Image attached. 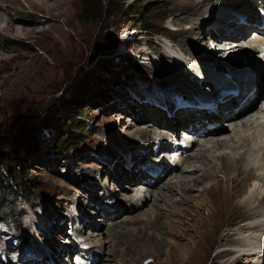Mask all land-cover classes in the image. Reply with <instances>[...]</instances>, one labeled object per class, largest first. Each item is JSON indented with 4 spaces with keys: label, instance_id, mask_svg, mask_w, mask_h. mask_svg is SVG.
<instances>
[{
    "label": "rangeland",
    "instance_id": "1",
    "mask_svg": "<svg viewBox=\"0 0 264 264\" xmlns=\"http://www.w3.org/2000/svg\"><path fill=\"white\" fill-rule=\"evenodd\" d=\"M197 2L198 0H102V8H91L85 4V0H61V3H57V0H34L39 8L47 6L41 11L28 0H7V6H12L16 15L14 6L25 9L31 15L35 13L33 20L35 22L39 19L38 26H30L39 28L44 33L32 37H13L2 32L5 23L0 25V44L4 47L0 51V58L4 59L0 64V84H7L0 87V127L10 124L14 126L16 121V128L22 126L31 137L21 139L12 149L6 147L0 151V172L5 173V182L11 184L10 190H6L7 198L0 207V241L6 237L3 234H13L8 240L0 242V264H22L24 256L22 254L21 257L17 252L22 251L24 242L28 244L27 238H31L32 232H35L34 225L38 222L45 242L35 245L44 253H41V264H55L51 258L52 252L57 250L55 246L62 247L64 252L61 254L60 264H66L68 250H74L79 240L86 244V232L91 223L96 225L91 233L101 235L96 241H92L91 250L93 255H97L93 258L99 257L97 262L101 258L100 264H225L235 259L233 255L217 257L224 247L230 246L221 243L219 238L233 232L237 237L249 224L247 216L254 206L251 200L253 196L249 199L251 206H241L242 197L249 192L248 186L243 182H229L230 176L233 178L236 173L229 175L223 171L219 174L214 172V182L208 180L209 183L207 181L203 186L200 184V188L194 190L195 194H186L187 198L178 203L177 208L164 214V228H160L161 231L157 230L155 218L150 217L154 221L149 226L148 222L144 223V218L147 220L145 214H135L136 210L145 206H135L133 202L130 205L131 200L126 197L131 192L129 189L123 191L124 185L117 178V175L138 171L137 163L141 161L139 154H151L155 149L156 144L151 145L136 132L137 127L152 122L150 113L157 114L153 107L140 104L139 98L148 97L147 94L175 96L174 91L177 89L163 83L167 81L171 84L170 78L174 75L169 73L162 78L160 76L167 74L169 68L181 72V75L186 74L185 68L178 69V66L186 65L182 61L185 59L181 60L179 55L194 60L195 56H202L203 53L202 57H208L207 60L210 61L209 68L212 67L219 78L220 70H227L232 76L239 72L237 67L241 66L238 63L243 61L245 55L241 54L237 58L238 63L235 58L228 61V53L223 50L228 38L222 39L221 46L217 44L219 41L212 44L209 33L200 38L204 32L201 26L211 22L206 19L207 10L214 4L210 1L204 6L203 10L207 13L202 15L206 19L203 22L202 16L199 19L193 11L187 12L195 8ZM233 2L244 3L241 0ZM129 3L134 4L131 9ZM222 5L219 10L234 7L230 3ZM50 15L53 20H49ZM140 17L146 18L149 24L145 25ZM237 17L238 14L234 16L235 20ZM192 27L201 29L202 32H190L186 35L189 41L186 43L181 31H189ZM214 33L219 32L215 30ZM196 37L198 38L195 39ZM193 43L199 46L194 45L189 49ZM241 47L246 49L245 46ZM184 49L188 50L182 51ZM217 52L220 54L216 55ZM223 53H227V56H223ZM186 68L195 73L192 67ZM20 75H29V82L22 89L23 97L17 98L16 94L13 95L11 84L16 81L13 76L18 78ZM101 90L105 94L100 93ZM244 90L245 93L248 92V89ZM261 92H264V84ZM170 96L165 98L170 100ZM256 106L255 102L253 110ZM145 110L151 111L150 115H145ZM219 111L223 112L220 108ZM71 117L78 119V122L71 121ZM159 117L163 119L164 125H160L158 129L165 127L167 123H174L161 115ZM134 120H138V125ZM158 129L156 130L159 131ZM67 133L74 134L75 138L71 140L83 137L80 150L64 156L49 151ZM30 140L35 141L34 148H30ZM204 141L202 138V142ZM169 146L170 144L167 148ZM129 162L134 166L132 169ZM212 185L217 186L222 193L210 190ZM19 187L31 190L35 195L31 191L27 194L37 199L32 202L16 199L13 190L24 192ZM131 187L128 184V188ZM97 190V196L93 195ZM225 194L230 198L228 201L225 196L223 198ZM107 196L109 198L105 199ZM119 202L129 205L118 208ZM15 203L18 209L16 212ZM225 203L227 207H224ZM238 203H241L239 209L236 208ZM30 207L33 209L31 213L28 211ZM74 208L78 213L82 211L79 215L82 222L79 223L77 217L72 226L69 222L74 219L71 218L70 211L74 212ZM262 208L261 211L264 212V206ZM41 214L43 217L40 222ZM133 216L135 221L130 220ZM64 217V222L61 223L59 219ZM72 217L75 215L72 214ZM50 221L52 225L49 226L46 223ZM117 222H120L119 225ZM116 223L117 226L114 225ZM140 224L143 226L140 227ZM55 225L60 227L54 229L61 234L55 231L56 238H53L48 231ZM65 226L71 229L78 226L77 233L84 238L79 237L77 241L76 232L72 230L68 233ZM39 228L37 227L38 231ZM113 229L125 232V235L112 238ZM69 237L74 239L73 242L66 241ZM56 239L60 241L56 242ZM111 243L115 244L113 249L112 245L108 250L103 249L104 245ZM17 246H21V249H11ZM9 248L12 251L8 255ZM256 262L253 258L248 261L243 258L235 264Z\"/></svg>",
    "mask_w": 264,
    "mask_h": 264
},
{
    "label": "bare ground",
    "instance_id": "2",
    "mask_svg": "<svg viewBox=\"0 0 264 264\" xmlns=\"http://www.w3.org/2000/svg\"><path fill=\"white\" fill-rule=\"evenodd\" d=\"M28 1H30L32 5L37 8V10L43 11L47 7V6H44V7L39 8L35 5L34 0H28ZM210 1L213 2L214 0L213 1L212 0H198V2L195 5L196 7L187 10V12L193 11L194 14L198 18L202 15L204 16L208 10L207 11L205 9L203 10V8ZM231 1H235V0H231ZM241 1H244V3H242L241 6H236V7L229 6L226 9L218 10L217 14H214V17L212 18L210 23H207L204 27L201 26V29L204 32H202L201 29H196L194 27H192L189 31L187 30L188 32L186 30L181 31V34L183 35L186 43L189 42L187 40L186 35H189L190 32H195L199 34L200 33L199 31L202 32V36L200 38H203L204 34L208 35L209 33V35L212 36L211 39L213 40V43H212L213 45H214V42L219 41L217 44L221 46L222 45L221 41L224 37L228 38V40H232L236 42L233 46H230V47L224 46L223 50L227 51V53L233 50L231 59L235 58L236 63H238L237 58L240 57L241 54L245 55L243 61L241 63H238L241 66V67H237L239 68V72L237 74L235 73L236 74L235 76H232L239 84L240 93L237 96H233L229 101L225 103H220L219 108L220 110L222 109L223 112L219 111L218 113H207L204 110L198 112L194 110L193 108H183L180 111H176L173 114V116H169L163 110L162 111L159 110L160 108L158 107L154 109L156 110L157 114L154 112L150 113L152 117L151 118L152 122L150 124L137 127L136 132L138 134H141L143 137H145L147 139V142H149L151 145H155L159 143V149L157 150L158 153L155 158L159 159V162L162 164L161 172L157 174L156 176H150L149 177L150 180L141 179L142 181L140 180L139 183H138L139 179L143 178L142 174L145 172L142 169V167H139L138 171H133L131 173L127 172V174H123V175H117L118 176L117 178L120 181V183L124 185L123 191H126L127 189H129V192H131L128 195V197H126L127 199L131 200L129 202L131 203L130 205L134 204L135 206H139V207L145 206L139 210H136L137 212H135V214L136 213L145 214V216L147 217L146 218L147 220H145L144 218V223L147 224L146 222H148L147 225L149 226L151 224L153 225L152 222L154 220L152 221V218H155V222L157 223V226H158L157 230H158L160 228L161 229L164 228L163 226V221H164L163 216H165L164 214H167L169 211H172L174 208H177V204L180 202H183L184 198H187L186 194H191V195L193 193L195 194L196 191L194 190L199 189L200 184L203 186L207 183L208 180L213 181L214 180L213 177L215 176L212 174L214 172L219 174L220 172L223 171L225 172V174H229V175L230 174L233 175L234 173H236L235 177L233 176V178H231L230 176L229 182L233 184L235 183L240 184V182H243L244 184L248 186V192H249L247 193V196L242 197L241 200L243 201V204L241 206H244V207L246 205L248 206L251 203V201H249L251 196H253L251 200H253L254 206L249 211L248 216H247L249 219L248 220L249 224L246 227L244 226L245 228H243L242 230L240 229L241 232L238 234L237 237L235 233L233 232L230 235L224 234L219 238L221 243L222 242H224L225 244L227 243L228 245H230V247L228 246L224 247V249H222L221 252L218 253L217 257H221L223 255L225 256L233 255L232 257H235V259L232 260L233 262L228 261L225 264L239 263L243 258H246L247 261L253 258L254 260L257 261L256 264H264V259L260 260L259 256H258V259L255 258L254 252H250V253L247 252L248 254H245L244 252L239 253L240 252L239 245L246 244L248 240H250V238H255L257 235V233L255 232L259 230H264V212L261 211L263 210V208L261 209V207L264 206V118H263V113L259 112L260 110L258 107H256L253 110V106L256 100V95L257 94L264 95V92L263 93L261 92V90L263 89V84H264V28L255 27L251 23L255 21L256 17L258 16L257 8H256V0H241ZM6 3H7V0H0V15L5 16V17H0V25L3 23L6 24L5 28H2V32L6 33L7 35H13V37H32V36H37V34L39 35L40 33H44L39 28L31 27L33 25L38 26L37 24L39 23L38 18L35 20V22L33 20L35 13L31 15L27 13L25 9L14 6L17 11V15H16L12 6H7ZM57 3H61V0H57ZM241 10L248 12L247 18L251 22L245 21L243 23L241 22L236 25L235 22L231 18L234 17L235 11H241ZM48 18L49 20H53V17L51 15ZM198 18H197V21H198ZM182 20H184V18ZM202 20L203 22H205L206 19L203 17ZM27 22H33V24H30ZM188 22H190V20ZM211 23H215L216 28H211L209 32H207V29L210 28V27L207 28V26L208 24H211ZM215 30L218 31L219 33H214ZM245 37L247 38V40H250V42L249 41L247 42V40L243 42L242 40ZM197 38L198 37H196L195 39ZM0 39L2 40L1 36H0ZM240 41L242 43H239ZM194 45L196 44L193 43L189 49H191ZM196 46H199V45H196ZM241 46H245L246 49H243ZM3 48L4 47L0 44V51ZM220 48L222 47H219V49ZM185 50H188V49H184L182 51H185ZM227 53H223V56L225 55L227 56ZM205 54L206 53H204V55ZM217 54L219 55L220 53L217 52L216 55ZM194 55H189V56L193 57ZM229 55L230 53H228V56L226 57L228 61L231 60L229 59ZM202 56H203V53H202ZM257 59L259 61H257ZM3 62H4V59L0 58V64ZM208 63H210V61H208ZM43 65L45 66L44 63ZM187 66L188 65L178 66L179 70H182L184 68L187 70L186 74L184 75L183 74L181 75V72H175L174 69L169 68V72L167 74H163L162 76H160V78L170 73L174 75V77L170 78L172 83L170 84L167 81L166 82L162 81V82L169 84L167 85L168 87H171V88L175 87L177 90L182 91L181 92V91L175 90L174 91L175 93L179 92L185 95L196 94L197 96H202V92L200 90L199 85H205L208 83V81L205 82L204 80H199L198 77L195 76V73L189 70L190 68L189 69L186 68ZM209 67L210 65L208 64V67H207L208 76L221 80L218 77V75L212 70V67L211 68ZM29 72L30 74H32L30 70ZM177 76L179 78H177ZM13 78L16 79V81H12L13 84H11V90L13 89L12 90L13 95L16 94L17 98H22L24 95V92H22V89L24 90L27 87V82H29L27 81L29 79V75H26V76L20 75L18 76V78H16V76H13ZM180 79H181V83H180ZM7 82H9V80ZM226 82L231 83V81H226ZM3 86L5 87L7 86V84L6 83L5 85L0 84V87H3ZM244 89H248V92L245 93ZM251 91H252V94H251ZM148 95L149 94H147V96ZM165 96H170V95H163L162 98H165ZM169 98L173 99V96H170ZM166 101H169V100L166 99ZM140 104H144V105L146 104L144 107H147V105L151 106L149 103H140ZM229 108L231 109L229 110ZM145 111H146V113H144L145 115H150L149 112L151 111H148V110H145ZM224 111H227V112H224ZM159 115H161L162 118L165 117L167 119H170V121H174L173 125L172 123H167L165 124V127H163L164 129L162 127L161 129H158L160 125L162 126L164 125L162 123L163 119H161ZM207 117L214 118V120L218 122V125L206 127L207 120L205 119ZM226 119L228 121H224ZM134 121L136 125H138L137 124L138 120H134ZM225 122H228V123H225ZM134 127H132V130L134 129ZM186 127L188 128L186 133L189 136H192L194 139L192 144L189 145V143H186V141H184L181 143H177L172 147L171 144L173 143V140L175 138H179V132H181L180 129H183L182 131H185ZM156 129H158L159 131H157ZM201 137L203 138V140H205L204 142H202L201 140L199 141ZM169 144L170 146L167 148ZM166 150H171V153H169V155L167 156L165 154H162ZM153 151L155 150L153 149ZM148 154H149L148 152H143V153L141 152L139 154V156H141L139 160H142L143 157L147 156ZM170 158L173 160H171ZM171 161L174 162L173 165ZM217 161H219L220 163L217 164ZM170 164L172 165V167L170 166ZM219 165L221 166L220 168L218 167ZM132 166L130 164V169H132ZM125 179L127 180V182ZM128 184L129 186H132V187L128 188ZM142 184H145L146 186L144 187L142 186V188H140ZM188 188H193V189H188ZM209 189L215 190L218 193L221 192V190L217 186H214V185L210 186ZM96 194H98V190L95 193H93V195H96ZM224 196H225L226 201L230 199L229 197H227L228 196L227 194L223 195V198ZM92 198H96V197L92 196ZM104 198L107 199L109 198V196L104 197ZM104 203H107V202H104ZM240 204L236 206L237 209L240 208ZM126 205H129V204L125 202L123 205L122 202H119L118 208L119 207L121 208V206L126 207ZM227 206L228 205L225 203L224 207H227ZM105 208H110V207H105ZM70 212H71V215L74 213L72 211ZM135 216H133L130 220L135 221L136 220ZM61 219L63 220V218ZM80 222H82L81 219H79V223ZM117 223L114 225L117 226ZM139 226L141 227L143 226V224H140ZM54 227L60 229V227H57L56 225L53 226V229ZM95 228H96V225L94 223H91L90 228H88L89 233L85 231L87 234V238L85 239L86 242L96 241L97 238L101 236L98 233H97L98 236L91 233V231H94ZM77 229H78V226L77 227L75 226L73 228V231L76 232L75 238L78 241L79 237L84 238V236H80L81 234L79 235L77 233ZM84 229H86V227ZM50 232H52V230ZM112 233H113L112 235V238H113L114 236L122 237V235L125 232L121 233L118 230L113 229ZM66 241L68 243L70 242L69 240H66ZM122 241H125V240L122 239ZM254 241L255 239H252L248 244L253 243ZM36 244L38 245V243L34 241V245L32 246L34 249L39 248L38 246H35ZM79 244L85 245L84 241H81L80 243V240H79L77 242V246L74 247V250H81L83 252L81 248L78 249ZM24 245H27V243L24 242L23 246ZM110 245H112V249L114 248L113 246H115V244L113 245L111 243V244L104 245L103 249L104 248L109 249ZM55 247L57 250L56 252L54 251L52 252L53 255L51 256V258L55 264H60L61 262L60 259L62 258L61 254L64 251L62 250V247H58V246H55ZM11 249L19 250L21 249V246H17L16 248L12 247ZM11 249L9 248L7 250L8 255L10 254L9 251H12ZM40 252L43 253L42 250H40ZM17 253H19L20 256H22L23 254L22 251H18ZM41 253H40L41 259L40 258H36V259L27 258V255L23 254L24 257L21 263L22 264H39L41 261H43L42 257L44 253L43 255ZM109 255H111V252L109 253ZM112 256H113V253H112ZM98 259L99 257L97 259L93 258L92 264L94 263V261ZM100 261H101V258L98 262L96 261L95 264H100ZM17 263L18 262H16V264Z\"/></svg>",
    "mask_w": 264,
    "mask_h": 264
},
{
    "label": "trees",
    "instance_id": "3",
    "mask_svg": "<svg viewBox=\"0 0 264 264\" xmlns=\"http://www.w3.org/2000/svg\"><path fill=\"white\" fill-rule=\"evenodd\" d=\"M85 4L87 6H90L91 8H98V7L102 8V0H85ZM128 6H129V9H131L134 6V4L129 3ZM140 18H143V17H140ZM141 20L142 21L144 20L143 22L145 23V25L149 24L147 22L146 18H143ZM99 92L102 93L103 90H101ZM71 121L76 123V122H78V119L73 117L71 119ZM15 123H16V121L14 122V126H12L10 124L7 126L0 127V151H3L6 147H8L10 149L14 148V146L23 138H25L24 140L29 139V138L31 139V137L28 136V134L23 129V127L21 126V127L16 128ZM19 125H22V123L19 122ZM21 128H22V130H21ZM67 134L63 135L56 144H53V146H52L53 149H51L49 151H55L56 155H61V156H64L65 154L70 155L73 152L77 153L80 150V147H81L80 144H81L83 137L82 138L79 137L80 139L77 138L75 140H71V139L75 138L74 134H71V133H70V135L69 134L67 135ZM35 145H36L35 141H31V140L29 141L30 148L31 147L34 148ZM6 171H8V170H6ZM4 176H5V173L0 172V207L3 206L5 199L7 198L6 197L7 191L6 190H8V189L10 190V186H11V184L5 182ZM14 178L16 180V177H14ZM19 189L22 190L21 187H19ZM18 191L13 190V196L15 195L16 199L21 198V199H25V200L31 201V202L34 201L35 199H37V197L31 196L30 194H27L31 190H26L25 187L22 190L24 192H21V191L18 192ZM32 194L35 195L34 192H32ZM14 208H15V212H16L17 211L16 203L14 204Z\"/></svg>",
    "mask_w": 264,
    "mask_h": 264
}]
</instances>
